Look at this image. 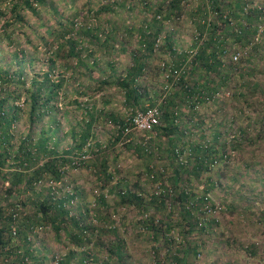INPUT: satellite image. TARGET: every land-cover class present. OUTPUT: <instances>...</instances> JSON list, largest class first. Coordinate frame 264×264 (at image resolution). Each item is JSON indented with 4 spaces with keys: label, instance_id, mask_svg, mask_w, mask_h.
Returning a JSON list of instances; mask_svg holds the SVG:
<instances>
[{
    "label": "trees",
    "instance_id": "1",
    "mask_svg": "<svg viewBox=\"0 0 264 264\" xmlns=\"http://www.w3.org/2000/svg\"><path fill=\"white\" fill-rule=\"evenodd\" d=\"M92 1L95 0H87V6H82L85 12L79 21H76V18L82 8L73 10L64 22H57V18L62 14L60 4L72 8V0H0V41L12 42L16 28L22 29L28 25L25 16L28 12L39 20L38 23L42 25L46 35H49L41 36L44 44L49 47L57 44L52 57H66L65 68L71 66L68 61L74 58L77 61L76 67L83 66L90 73L98 63H90L88 55L82 57L80 44L87 41L93 47L105 45L113 49L109 44V36L105 37L104 41L101 40L98 24L93 21L98 20L102 13L114 9L109 2L94 7ZM206 2L213 11L219 13L220 18L206 27V24L199 21L203 10L198 14L193 12L191 17L196 29L202 34L208 28L207 39L194 56L188 59L186 53L176 51L173 36H176L177 29L165 30L163 40L164 47L173 56L174 68L187 65L186 75H182L175 82L169 95L161 103L160 123L155 127L156 133L160 132L166 138L164 152L171 163L168 164L170 168L164 171H170L172 174L169 178L171 189L164 188L144 194L136 185L131 188L118 177L107 190L109 194H95L92 203L82 201L86 196L83 188L78 185L71 189L64 188L73 181L66 180L69 177L66 176V167L74 161L70 155L72 149H82L91 135L92 116L79 131L78 141L70 150L57 154V142L54 141L51 145L52 134L47 131H41L36 143L32 142L30 133L19 137L17 149L12 150V123L18 118L20 109L18 104L16 106L13 103L20 98V93L14 95L7 90V85L14 80L20 85L21 72L20 67L17 70L0 69V86L3 84L4 87V94H0V264H73L74 260L77 264H84L85 260L89 259L88 253L85 250L76 252L74 249L84 248L95 256L97 252L89 248L92 240L96 241L93 245H96L100 252L103 251V243H108L106 255L95 264H126L123 262L126 256L125 242L116 223L114 224L112 211L107 204L110 195L118 198L114 210L118 205L126 204L133 206L140 215L145 214L135 226L140 228L141 234H151L153 239L162 236L161 243L167 249V264H190V254H198L200 243L206 239L194 244L190 239L191 235L209 237L207 228L213 221L207 217L217 208L207 195V190L213 189L215 184L221 185L220 178L224 177L227 166L239 152L245 150L251 156H256L261 147H264L263 110L259 112L261 115L255 116L256 119L239 122L230 120L224 127H219L218 122L214 121H210L207 126L203 116L205 112L217 113L228 106L240 110L246 104L252 106L251 103L255 105L264 98V85L260 86L251 78L256 76L254 68L257 65L254 58L258 54H261L259 58H263L264 54V38L261 43H253L257 24L263 21L261 9L264 10V7L260 9L252 3L253 0ZM140 4V11L147 16L151 15L150 22L147 20L144 26L138 28L141 53L134 56L135 66L117 83L125 90L127 103L138 105V109H145L146 106L139 105V102L140 97L146 94L147 88L136 85L138 76L147 71L145 62L153 52L156 38L163 29L162 21L175 27L178 24L175 18L181 15L184 6L182 0H161L156 5L142 0ZM132 7L128 5V9ZM226 13L228 18L223 19L221 15ZM46 14L54 19V28L45 23ZM157 16H161V20ZM232 22L236 27H240L239 34L234 30V26L230 25ZM134 29L136 28L129 27L128 32L132 33ZM221 33L224 34L223 38ZM226 35L238 44L241 56L237 62L231 61L226 50L229 43L224 39ZM262 35L264 36V31ZM62 39L63 42H60ZM231 44L232 42L229 43ZM92 53L93 50L88 51V54ZM49 60L50 63L53 62V59ZM43 75V80L38 82L35 79V88L28 90L30 93L27 101L30 102L29 115L32 123L42 117L44 108L65 83L62 74L50 83L49 73ZM45 83L49 84L46 86ZM43 85L46 86L45 95L41 94ZM226 90L227 94L224 92ZM228 99H231V102H228ZM157 101L158 98L150 105ZM123 123L124 120L119 121V126L122 127ZM207 129L212 130L210 135L207 134ZM138 147L146 150L143 145ZM95 160H99L96 164L99 175L107 179L106 181L114 180L113 175L119 173L117 165L113 171H108L104 157H96ZM86 161L87 159H80L77 164L83 165ZM161 171L157 174V170L147 169L146 173L155 178L163 173V170ZM202 178L205 188L197 189ZM195 184L196 186L192 187ZM174 214L177 218L172 220ZM163 216L167 220L162 219ZM47 228L56 238L70 244L67 253L58 256L52 252L50 257L47 256L48 247L44 242L37 240L38 233ZM175 232L178 233L177 236ZM103 236L106 238L102 239ZM182 236L185 241L183 248L181 240L177 242Z\"/></svg>",
    "mask_w": 264,
    "mask_h": 264
},
{
    "label": "rangeland",
    "instance_id": "2",
    "mask_svg": "<svg viewBox=\"0 0 264 264\" xmlns=\"http://www.w3.org/2000/svg\"><path fill=\"white\" fill-rule=\"evenodd\" d=\"M141 1L95 0L91 2L94 7L109 2L114 11L104 12L98 20L93 21L98 24V34L101 36V40L104 41L105 37L109 36V44L113 49L102 44H99L102 46L93 47L87 41H83L79 46L82 47L83 58L88 55L90 63L94 61L98 63L90 70V73L83 66L76 67L77 61L74 58L68 61L71 66L65 68L66 57H52L51 54L57 48V44L50 45V47L44 44L41 36L49 37V35H46L42 25L38 23L39 20L33 18L28 12L25 13L28 25L22 29L16 28L12 35V42L0 41V69L17 70L20 67V80L22 81L20 85H17L15 80L7 85V90L14 95L17 92L20 93V98L13 103L16 106L18 104L20 109L18 118L12 123V150L17 149L18 138L25 137L29 133L32 134V142L36 143L41 131L52 134L51 145L54 144V141L57 142L55 145L57 154L63 150H70L78 141L79 131L85 127L86 122L91 120L92 116L91 135L86 144L82 149H72L73 152L70 154L74 161L69 165L70 167H66L68 168L66 176H69L66 180L73 179V181L64 187L71 189L78 185L83 188L86 196L82 201L86 203H92L95 194L107 193L118 177L122 178L131 188L136 185L144 194L172 188L169 181L172 174L170 171H164L170 168L168 164L171 163L167 160L164 152L165 136L160 132L153 135L140 131L130 132L131 134L127 135L121 133L118 127L119 121L138 109V105L127 103L125 90L117 82L126 76L130 68L135 66L136 62L133 58L141 53L138 28L141 25L144 26L147 20L150 22L151 18V15L147 16L146 13L140 11ZM146 1L156 5L161 0ZM86 2L87 0H72V8L66 4H60L62 14L57 18V22H64L73 10L80 9L83 5L87 6ZM252 3L264 7V0H253ZM128 5L133 6L132 9H128ZM83 8L76 21H79L84 15ZM194 8L195 2H189L182 11L183 20L175 25L177 33L176 36H173V44L177 52L190 48L193 44L191 34L195 22L191 15L194 14ZM45 23L52 28L56 25L54 19L49 18L47 14ZM15 25L17 26V24ZM129 27L136 29L129 33ZM60 42H63V39ZM91 50L94 53L88 54V51ZM259 55L261 54L254 58L257 65L254 68L256 76L251 78L263 86L264 54L263 58H259ZM49 59H53V62L50 63ZM172 60L173 56L164 47L163 41L156 52L149 54L145 62L147 71L138 76L136 83L141 88H147L146 94L140 97L139 105H150L163 94L161 64L162 62L172 64ZM45 73H49V83L56 80L60 74L64 76L65 83L59 87L57 94L44 108L45 112L42 117L36 118L37 120L32 123L29 115L30 102L27 101V97L29 91L35 88L34 80L41 82ZM103 81H107V83H103ZM49 83H45V85L47 86ZM45 85L41 89L42 95L47 93ZM0 90V94L3 95V84L0 86ZM227 91H224L225 94ZM230 93L228 92V94ZM227 101L231 102V99ZM251 104L252 106L246 104L240 110L228 106L217 113L205 112L203 116L206 125L209 126L208 123L214 121V123L218 122L219 127H224L230 120L239 122L256 119L255 116L262 114L259 113L260 110L264 112V98H261L255 105ZM211 133L212 130L207 129V134ZM147 138L148 140L145 142L147 145L144 146L143 142ZM140 145H143L146 150H141L138 147ZM96 157L105 158L108 171H113L112 169L117 165L119 173L113 175L115 176L114 180L106 181L107 179L99 175L100 173L96 169L99 160H95ZM80 159H87V161L83 165L81 163L78 165L77 162ZM11 161L13 160L11 159ZM14 162L16 161L14 160ZM147 169L157 170V174L163 170V173L151 178L146 173ZM100 178L102 179L100 180ZM203 180L204 178L197 189L205 188ZM0 182L2 183V179ZM220 183L221 185L215 184L213 189L207 190V195L217 208L207 217L208 220L213 221V224L207 228L210 233L208 239L204 235H191L190 239L194 244H199L202 239L206 240L202 244L200 243L197 255L191 252L189 263L264 264V147H261L256 156H251L245 150L239 152V155L233 158L227 166L224 177L220 178ZM195 186L196 184L192 185V187ZM117 201L118 198L110 195L107 204L112 211L114 224L116 223L115 225L125 242L126 256L123 262L126 264H167L165 259L167 249L161 243L162 236L159 235L157 239H153L151 234H141L140 228L135 226L136 222L144 218L145 214L140 215L133 206L126 204L118 205L115 211L114 206ZM173 218H177V216L174 214L172 220ZM162 219L167 220L165 216ZM48 229H45L44 232L40 231L37 237V240L44 242L48 247L47 256L50 257L52 252L58 256L67 253L70 244L56 238ZM46 230L48 231L46 232ZM177 235L178 233L175 232V236ZM104 238L106 236L102 237V239ZM180 240L183 248L185 243L183 236L177 239V242ZM94 242L96 241L92 240L89 243V248L93 252H97L95 256L94 253L84 248L74 249L76 252L85 250L88 253L89 259L85 260L84 264L100 262L106 255L108 243L106 241L103 243L105 247L103 245V251L100 252L96 245H93ZM155 247L158 248L155 249ZM73 264H77L75 260Z\"/></svg>",
    "mask_w": 264,
    "mask_h": 264
},
{
    "label": "built area",
    "instance_id": "3",
    "mask_svg": "<svg viewBox=\"0 0 264 264\" xmlns=\"http://www.w3.org/2000/svg\"><path fill=\"white\" fill-rule=\"evenodd\" d=\"M189 2H195V8L193 9L194 13H199L203 10V15L200 17V22L203 24H206V27H209L212 25V22L217 20V18H220V15L217 11H213L210 7V4L206 2V0H182V5L185 7L189 4ZM206 2V3H205ZM260 9L262 6L255 4ZM205 10V13H204ZM263 15L261 16L263 21H259L257 24V32L254 36L253 43H261L264 36L262 35V32L264 31V10ZM227 12V11H225ZM202 13V12H201ZM200 13V15H201ZM223 19L228 18L227 13L221 15ZM159 20H161V16H157ZM176 21L181 23L183 20V14L178 18H175ZM230 19V18H229ZM163 29L160 31L159 35L156 38V43L154 45L153 53L156 52L160 46V43L164 40L165 37V30L169 29L170 31H173L175 27H172L168 22L162 21ZM235 23L232 22L230 25L234 26V30L237 32V34L240 33V27H236L234 25ZM169 28H167V27ZM167 28V29H166ZM207 33L208 28L204 30V32L201 34L197 29L196 25L192 29V41L193 44L190 48H187L185 50H180L178 53H186L188 55V59L194 56L202 46L203 42L207 39ZM222 38L224 37V34L221 33L220 35ZM229 43L232 42L231 45L229 43L226 45V50L229 52L228 54L231 57L232 62H237L241 56L240 50L238 48V44L233 41V39L230 36H227L224 38ZM229 45V46H228ZM187 62V61H186ZM187 65H181L179 68H174L173 64H166L165 62H162L161 64V73H162V86L161 90L163 91V94L159 96L158 101L155 104L147 105L145 109H136L128 116L123 119L124 123L122 127L119 126V129L121 128V133L130 135L134 131H140L143 133H152L153 135L156 134L155 127L159 125L160 123V117L162 113L161 103L165 99L166 95L168 96L170 93V90L172 89L175 82L183 75H186L187 72ZM167 98V97H166ZM131 132V133H130ZM129 133V134H128ZM149 138V137H148ZM148 138L143 142L148 140ZM146 145V144H145ZM144 145V146H145ZM14 226V224H13ZM13 233H15V228L13 227Z\"/></svg>",
    "mask_w": 264,
    "mask_h": 264
}]
</instances>
